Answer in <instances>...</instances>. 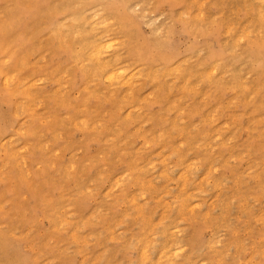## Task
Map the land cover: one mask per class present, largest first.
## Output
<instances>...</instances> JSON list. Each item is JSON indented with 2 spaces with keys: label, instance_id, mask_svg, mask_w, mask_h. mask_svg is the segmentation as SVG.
Masks as SVG:
<instances>
[{
  "label": "rangeland",
  "instance_id": "obj_1",
  "mask_svg": "<svg viewBox=\"0 0 264 264\" xmlns=\"http://www.w3.org/2000/svg\"><path fill=\"white\" fill-rule=\"evenodd\" d=\"M0 264H264V0H0Z\"/></svg>",
  "mask_w": 264,
  "mask_h": 264
},
{
  "label": "bare ground",
  "instance_id": "obj_2",
  "mask_svg": "<svg viewBox=\"0 0 264 264\" xmlns=\"http://www.w3.org/2000/svg\"><path fill=\"white\" fill-rule=\"evenodd\" d=\"M262 1H263V0H262ZM200 7H201V6H200ZM258 7H259V6H258ZM262 14H263V13H262ZM198 17H199V16H198ZM93 27H94V26H93ZM229 28H230V27H229ZM91 29H92V28H91ZM91 29H90V30H91ZM227 30H228V29H227ZM99 36H100V35H99ZM96 37H97V36H96ZM114 40H115V39H114ZM114 40H113V41H114ZM235 40H236V39H235ZM240 40H241V39H240ZM109 43H110V44H113V43H111V42H109ZM97 44H98V43H97ZM106 44H107V43H106ZM106 44H105V45H106ZM236 44H237V43H236ZM91 45H92V44H91ZM103 46H104V45H103ZM98 48H100V47H98ZM109 48H110V47H109ZM95 49H96V47H95ZM104 49H105V48H104ZM104 49H103V50H104ZM96 51H97V50H96ZM96 51H95V53L97 54V53H99L101 50H100L99 52H96ZM104 51H106V50H104ZM91 54H92V53H91ZM98 55H99V54H98ZM98 55H97V56H98ZM213 68H214V67H213ZM211 69H212V68H211ZM205 70H206V69H205ZM112 72H113V71H112ZM117 72H119V71H117ZM117 72H116V73H117ZM110 73H111V72H110ZM120 73L122 74L121 71H120ZM107 75H108V77L110 76L109 74H107ZM119 76H121V75L119 74ZM110 77H111V76H110ZM115 78H116V75H115ZM115 78H114V79H115ZM129 82H130V81H129ZM132 82H133V81H132ZM127 83H128V81H127ZM134 83H135V82H134ZM229 102H230V101H229ZM210 119H211V118H210ZM225 126H226V125H225ZM225 144H226V143H225ZM193 163H194V162H193ZM23 165H24V164H23ZM191 167H192V166H191ZM196 169H197V167H196ZM210 170H211V169H210ZM210 170H209V171H210ZM186 211H187V210H186ZM168 253H169V252H168ZM169 254H170V253H169ZM170 256H171V255H170Z\"/></svg>",
  "mask_w": 264,
  "mask_h": 264
}]
</instances>
